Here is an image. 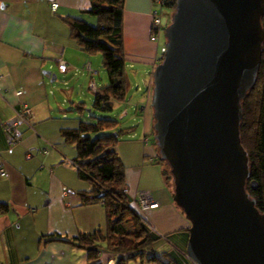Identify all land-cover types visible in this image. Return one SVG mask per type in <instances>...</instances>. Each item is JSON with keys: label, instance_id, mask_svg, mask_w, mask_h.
Segmentation results:
<instances>
[{"label": "crops", "instance_id": "obj_1", "mask_svg": "<svg viewBox=\"0 0 264 264\" xmlns=\"http://www.w3.org/2000/svg\"><path fill=\"white\" fill-rule=\"evenodd\" d=\"M53 2L58 3L55 11ZM91 3L0 0V171L6 173L0 175V264H116L104 249L91 261L87 250L70 243L81 234L104 229L107 211L102 202H84L81 193L90 192L92 182L81 177L75 166L76 147L62 134L79 124L64 109L69 102L66 94H75L77 80L64 82L60 90L51 85L52 74H62V61L68 64V72L62 75L78 76L76 58L84 52L71 37L65 18L95 26L96 18L85 13ZM153 9V0H125L124 56L131 87L139 91L132 97L142 93L138 103L149 107L146 113L136 111L142 124L121 139L117 152L125 166L130 199L148 193L159 202V208L144 214L161 237L156 254L179 264H195L186 253L191 223L174 201L173 189L159 166L158 148L150 139L153 71L165 47L159 39L151 40ZM141 74L145 89L138 84ZM25 106L31 111L27 122L17 117ZM6 123H16L21 134L14 147L8 145Z\"/></svg>", "mask_w": 264, "mask_h": 264}, {"label": "water", "instance_id": "obj_2", "mask_svg": "<svg viewBox=\"0 0 264 264\" xmlns=\"http://www.w3.org/2000/svg\"><path fill=\"white\" fill-rule=\"evenodd\" d=\"M263 15L264 0H176L153 71L154 139L191 223L186 253L195 264H264V214L246 190L240 131Z\"/></svg>", "mask_w": 264, "mask_h": 264}, {"label": "trees", "instance_id": "obj_3", "mask_svg": "<svg viewBox=\"0 0 264 264\" xmlns=\"http://www.w3.org/2000/svg\"><path fill=\"white\" fill-rule=\"evenodd\" d=\"M124 4L125 0H92L91 8L85 13L96 18L95 26L80 19L65 18L70 25L71 37L82 51L87 56L102 55L108 82L96 94L95 108L103 112H110V102H126L130 88L123 49ZM175 7L176 0L166 2V8L175 10ZM261 21L264 29V15ZM242 105L241 140L250 167L246 190L264 214V44L256 85ZM79 109L83 110L82 107ZM118 118L105 116L95 118L94 122L80 120L77 128L62 133L65 141L76 147L75 166L81 177L92 182V190L81 193L85 197L84 202H102L107 211L104 229L81 234L70 243L87 250L91 261L98 259L99 252L104 249L112 253L116 264H129L131 261L138 264H179L156 254L155 245L161 237L150 231L128 195L125 166L117 145L132 128L119 127ZM153 142L156 144L155 139ZM158 162L166 164L163 175L173 189L168 164L161 161L160 156ZM130 222L134 229H129Z\"/></svg>", "mask_w": 264, "mask_h": 264}, {"label": "rangeland", "instance_id": "obj_4", "mask_svg": "<svg viewBox=\"0 0 264 264\" xmlns=\"http://www.w3.org/2000/svg\"><path fill=\"white\" fill-rule=\"evenodd\" d=\"M174 9H168L165 8L163 11L162 16V31L159 36V40L162 45L166 44V38H165V29L171 24L172 16L174 13ZM81 55L76 58V68L74 71L78 74V76L73 77L71 74L62 75L58 72H55L57 75V80L53 82L51 85L55 86L58 90L64 88L66 85L64 82L72 83L73 81L75 83V94H66V98L69 99V102L64 106V109L68 111L69 115L73 118H76L77 120L85 121V122H94L95 118H102V117H109L111 119L115 118V115H118L119 122L121 128H132L139 123L141 120V116L139 113L136 112V108L133 104L138 103L139 101L142 102V98L140 97L141 94L138 95L137 98H133V94H138V89L135 87H131V80L129 79V93L128 98L126 102H110L108 105V108L110 109V112H103L97 108H95V102H96V93H94L92 90L89 89V82L92 79L90 74L86 71L85 66L87 63H91L92 69L96 72L94 75V80L96 81L99 89H102L104 86L107 85L108 77L107 73L105 71V68L102 64V55H93V56H87L84 55V53H80ZM84 56V59L82 58ZM161 62V61H160ZM159 62V63H160ZM129 68H128V74H129ZM77 83H79V86H77ZM133 84V83H132ZM138 84L140 85L141 89H145V77L143 74L138 76ZM141 92V91H140ZM61 93V92H60ZM80 107L83 108V110L79 109ZM114 109L111 111V109ZM151 108V106H150ZM126 113V115L120 119L121 115ZM154 122V119H153ZM150 139L152 142L154 141V133L152 132V135L150 136ZM159 166H161L163 169L166 168L165 163H159ZM129 229H134V226L132 222L128 223ZM159 257H162L160 254ZM129 264H138L135 261H131Z\"/></svg>", "mask_w": 264, "mask_h": 264}, {"label": "built area", "instance_id": "obj_5", "mask_svg": "<svg viewBox=\"0 0 264 264\" xmlns=\"http://www.w3.org/2000/svg\"><path fill=\"white\" fill-rule=\"evenodd\" d=\"M167 1L168 0H153L154 9L152 12L151 40L154 42H156L159 39V35L162 31V16H163V11L166 8ZM51 7L55 11L58 7V3L53 2ZM164 53H165V47L161 49V58L163 57ZM161 58L159 59V62ZM85 69L92 78L89 82V89L92 90L96 94L99 93L100 89L96 81L93 79L96 72L92 69L91 63H87L85 66ZM59 70L62 74H66L68 72V64L63 61L60 62ZM18 94H21V92H19ZM133 105L136 108V111L140 113H146L147 108L149 107L146 103H142V104L138 103V104H133ZM30 115H31V111L29 110L27 106H25L24 111L19 113L17 117L20 121H26L27 117H29ZM3 126H4L5 132L7 133L9 146L10 147L16 146L21 140V134L16 126V123H13V124L6 123V124H3ZM0 175L5 176L6 175L5 171L1 170ZM133 205L136 208L138 215L144 219V222L147 224L150 231L156 234L157 231L155 227L146 221L144 214L150 210H155L159 208V202H157L151 194L138 193L133 198Z\"/></svg>", "mask_w": 264, "mask_h": 264}, {"label": "flooded vegetation", "instance_id": "obj_6", "mask_svg": "<svg viewBox=\"0 0 264 264\" xmlns=\"http://www.w3.org/2000/svg\"><path fill=\"white\" fill-rule=\"evenodd\" d=\"M154 133V132H153Z\"/></svg>", "mask_w": 264, "mask_h": 264}]
</instances>
